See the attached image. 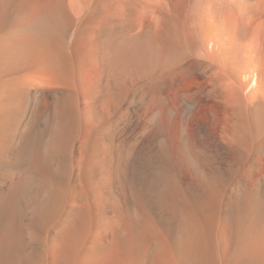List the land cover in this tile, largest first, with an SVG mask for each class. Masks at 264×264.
<instances>
[{
	"label": "bare ground",
	"instance_id": "6f19581e",
	"mask_svg": "<svg viewBox=\"0 0 264 264\" xmlns=\"http://www.w3.org/2000/svg\"><path fill=\"white\" fill-rule=\"evenodd\" d=\"M0 264H264V0H0Z\"/></svg>",
	"mask_w": 264,
	"mask_h": 264
},
{
	"label": "rangeland",
	"instance_id": "374dc122",
	"mask_svg": "<svg viewBox=\"0 0 264 264\" xmlns=\"http://www.w3.org/2000/svg\"><path fill=\"white\" fill-rule=\"evenodd\" d=\"M153 197H154V196H153ZM149 198H151V196H150ZM151 201H153V200H151Z\"/></svg>",
	"mask_w": 264,
	"mask_h": 264
}]
</instances>
